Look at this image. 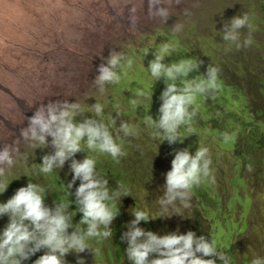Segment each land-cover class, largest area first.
<instances>
[{
  "label": "clouds",
  "instance_id": "obj_1",
  "mask_svg": "<svg viewBox=\"0 0 264 264\" xmlns=\"http://www.w3.org/2000/svg\"><path fill=\"white\" fill-rule=\"evenodd\" d=\"M171 3L172 0H147L149 16L167 24ZM181 3L182 0H175L176 5ZM261 4L264 13V3ZM252 13V16L245 12L235 14L222 28L205 34L200 52L179 55L178 45L184 47L185 43H175L176 37L171 34L164 35L168 42L159 53L142 63L129 57V53L111 50L98 66L93 83L101 94L106 85L115 92L114 101L121 112L116 113L117 117H123L125 110L129 114L118 129H114L116 119L104 122L103 115L109 114L103 103L93 104L94 117L87 110L91 116L82 120L79 118L84 112L77 102L56 100L40 104L19 132L20 138L33 148L27 147L21 157L15 142L0 147V264H24L42 249L44 254L34 264H66L65 256L70 252L79 254L87 249L94 253L89 241H98L95 248L104 249L113 237L121 234L127 244L128 264H264V156H248L235 162L245 170L246 180L241 188L237 179L235 193L229 199L204 207L203 193L201 196L196 189L202 183V188H207V181L214 183V176L218 179L232 173L230 166L212 171L220 135L225 143L233 138L228 134L226 121L234 122L237 128L257 126L264 131V87L258 92V99L233 104L226 99L228 95L219 100L204 97L218 89V66H208L204 74L197 75L202 62L208 64L214 56L233 61L242 53L244 62L253 59L264 39L251 33V25L260 18ZM183 14L190 13L184 10ZM129 23L133 28L136 26L131 13ZM182 29L181 24L173 26L175 33ZM159 39L154 38L153 45ZM259 39L257 48L252 40ZM146 40L147 37L139 43L143 57L151 53L147 45L150 42ZM171 44L175 49H169ZM233 48L235 51H231ZM171 51L173 57L167 56ZM132 60L140 69L132 66ZM132 71L134 74L130 75ZM130 86L143 99H130V104L123 101L120 92ZM208 116L211 126L218 125L220 133L184 140L196 134L192 123H202ZM181 128L189 133L183 139L185 133L179 132ZM113 129L124 137L134 136L135 130L139 138H143L142 133H151L160 146H170V153L161 155L162 149L156 144L135 149L131 145L135 137L123 151L119 136L114 139L112 135ZM130 152L134 156L130 157ZM101 154L109 158L106 167L97 170ZM81 155L83 159L78 161ZM22 158L26 160L19 164L17 161ZM145 158L150 162L145 164ZM69 172L72 175L65 184ZM136 182L142 185L133 190ZM159 191L163 194L157 201L160 213L156 218L177 215L179 227L175 222L173 228L177 232L158 235L145 231L146 223L142 226L152 218L140 210V193L149 198ZM192 194L202 198L194 205L199 208H192ZM246 196L247 206L239 207ZM189 207L192 216L183 217L180 210ZM252 207L260 218L246 222L242 236L249 238L252 233L256 236L242 241L238 250L221 247L220 227L234 213L244 220L253 217ZM203 209L206 218L205 213L200 214ZM77 218L82 228L74 227L73 220ZM202 218L205 220L201 223Z\"/></svg>",
  "mask_w": 264,
  "mask_h": 264
},
{
  "label": "rangeland",
  "instance_id": "obj_2",
  "mask_svg": "<svg viewBox=\"0 0 264 264\" xmlns=\"http://www.w3.org/2000/svg\"><path fill=\"white\" fill-rule=\"evenodd\" d=\"M261 3H264V0H182L181 4L176 5L175 0H172L168 9L170 17L165 24L159 18L149 16L147 0H0V147L15 142L21 157H24L22 156L24 150L27 147L29 149L33 147L20 138V129L27 126L28 118L33 115L40 104L46 105L56 100H67L69 103L77 102L84 112L83 116L79 118L80 120L90 117L91 114L94 117V112L91 111L92 105L103 103L104 111L106 112L108 108L109 114L103 115L104 122L114 118L116 119L114 129H118L120 122H125L129 114L125 110L123 117L121 115L117 117L116 113L121 112L119 105L114 101L115 92H111L110 85H106L105 92L101 94L93 83L98 74V66L104 62L103 58H107L111 50L121 51L124 54L129 53V57H136L142 63L145 59L159 53L168 42V37L164 35L171 34L176 37L175 43L187 45L188 52H200L206 40L205 34H213L230 21L235 14L239 15L241 12H245L249 16H252V12H254L260 17L257 22L251 25V33L264 39V29L262 28L264 13L261 10ZM184 10L190 14L185 16ZM130 13L136 20L134 28L129 23ZM174 24L183 25L182 31L173 32ZM146 37L150 42H147V45L151 53L143 57L144 51L140 49L139 43ZM154 38H160L156 45L152 43ZM252 41V44L258 48L260 39ZM168 47L172 50L175 49L173 44ZM220 49L215 52H219ZM231 51H235V49L233 48ZM167 56L173 57L172 51ZM132 62V66L140 69L136 61L132 60ZM207 65L218 66L219 78L223 80V84L234 85L241 89L245 102L253 101L254 97L255 100L258 99V92H262L264 87V43L250 61L244 62V55L239 53L233 61L231 59L224 61L219 59V56H214ZM132 74L134 71L130 73V75ZM238 88L235 89L238 91ZM137 93L138 90L130 86L125 88V91H121L120 95H122L123 101L130 104V99H143ZM207 95L211 96V100H219L222 97L220 89ZM118 97L120 98V96ZM244 99L239 97L233 104H243ZM206 120L207 117L203 118V121ZM214 126L218 128V125ZM192 128L196 134L189 135L187 130L183 129L179 131L185 133L181 139L188 135L184 140L208 135L205 134L201 122L192 123ZM227 128L229 132L236 131L233 130L236 127ZM114 129L112 135L115 139L119 133H114L116 131ZM137 132L138 130H135L134 136H119L118 142L122 143L123 151L134 137V142L131 145L135 149L143 147L144 138L149 133H142L143 138H139L136 136ZM218 132H220L219 129ZM243 132L264 133L257 126H253L250 131L244 130ZM211 134L212 136L217 135L214 132ZM228 134L230 135V133ZM204 140L205 137L202 141ZM217 143L215 156L212 158L213 172L224 166L236 165L235 162L242 160L235 156L237 147L232 140L225 143L219 137ZM155 144L162 149L161 155L168 154L170 146H160L159 141ZM208 146L212 152L213 147L211 144ZM49 150H51V146H49ZM252 152L253 156L263 157L264 145L254 147ZM129 154L130 157L134 156L133 152ZM101 157L102 162L96 163L97 170H102L98 164H103L106 167L105 163L109 158L107 154H101ZM82 159L81 155L78 161ZM22 160L26 159L22 158L17 162L22 164L24 163ZM149 162L148 158L144 159L145 164ZM70 173L65 178L66 182ZM228 176L224 174L218 179L214 176L215 182H209L213 193H216L222 201L232 193L227 182ZM141 185L142 183L136 182L133 190H138ZM196 189L198 191V187ZM162 192H155L149 198H144V193H140L142 205L140 210L146 211L152 218L148 221L151 228L144 230L152 231L158 235L177 232V229H173L175 222L177 223V215L174 214L169 219L156 218L160 213L157 201L163 194ZM200 202L199 197H194L192 194L190 202L192 208H199L194 205ZM247 202H249V198L246 196L239 203L246 205ZM209 204H211L210 201L204 203V206ZM202 211L205 213L204 209ZM180 212L183 217L192 216L190 207L181 209ZM201 212L200 214H202ZM169 215H171V209ZM132 217H130L131 220L134 219ZM236 217L239 216L234 213L219 229V239L222 237L219 244L223 248H230L234 240L240 236V228H234V222L244 219L241 216L235 219ZM205 218L200 219L199 222L202 223ZM259 218L257 213L253 218L254 221L251 220L249 223L256 222ZM224 225L233 229V233L229 235ZM245 225L244 221L241 229L245 228ZM177 227H179L178 223ZM68 231L70 233V229ZM194 233H197L196 229H194ZM255 236V233H252L249 238L245 236V240L248 241ZM88 243L97 254L87 249L79 254L70 252L65 256L66 264H77L78 260H81V264H128L125 253L121 257H109L103 253L106 248H95L96 240H91ZM240 245L241 243L237 247L239 248ZM116 246L117 240L112 238L109 248L114 249ZM122 246L126 249V242ZM35 254L24 264H34L35 260L44 254V250ZM239 264L243 263L239 262Z\"/></svg>",
  "mask_w": 264,
  "mask_h": 264
},
{
  "label": "bare ground",
  "instance_id": "obj_3",
  "mask_svg": "<svg viewBox=\"0 0 264 264\" xmlns=\"http://www.w3.org/2000/svg\"><path fill=\"white\" fill-rule=\"evenodd\" d=\"M0 19H1V17H0ZM222 84H223V80H221L220 78H218V89H220L221 93H222V87H221ZM225 86H228V85H225ZM239 90H240V92H239L240 95L238 94V98L239 97H242L244 99V96L241 94L242 93L241 89H239ZM204 97L211 98L210 95L209 96L208 95H205ZM238 98H235V100L238 99ZM244 102H245V99H244ZM225 126H226V128L229 127L230 129H233L234 127H236V125H234V122H232L230 120L226 121ZM183 129H185V128H181L179 131H182ZM217 129H219V127ZM233 130H236V131H231L230 132V136L233 137L231 140L234 142L235 146L237 147L236 154H235V156H237V158H240V159L243 160L244 158H246L248 156H253V152H252L253 148L254 147H259V145H261V144L264 145V133H244V132L242 133V131H244V130L245 131H250L251 130V127H245V128H237L236 127V129H233ZM158 141L159 140L154 139L152 137V134L149 133L144 138V143H142V144H143V147H150L151 148ZM161 158L163 159L164 157L161 156ZM98 166L102 170L105 168V166L103 164H98ZM152 167H154V166H151V169H152ZM231 167L233 169L232 170L233 173H231V175L228 176L227 182H228V185L231 188L232 193L230 195H227V199L231 198L234 195L235 190H236V185H237V179H239V184H240V187L241 188L243 187V184H245V180H246V178L244 177L245 170L241 166L233 165ZM235 169H236V171H234ZM146 171H147V169H146ZM71 175L72 174L70 173V176ZM207 184H208V187L207 188H202L203 183L201 184V186L198 187V192L201 194V196H202V193H203V198L205 200L204 203H209V201H210L211 204L218 203V201L221 202L222 200L220 199V197H218L216 193H213V189H212L211 184H209V181H207ZM65 198H67V195H64L63 196V200H65ZM140 199L138 201V204H139V207L141 208L142 205H141V200ZM199 199H200V201H202V198H199ZM245 206H247V204L244 205V203H243L239 207L242 208V207H245ZM204 207H206V206H204ZM252 210L254 212V216L253 217L248 218V219H245V220H239V221H237L235 219L240 218V216L239 217H236L234 219L235 220V222H234L235 223L234 228H240L239 229L240 236L234 240V242L232 244V249H236L237 245L239 243H242V241L245 240V236H242L244 232L241 229V227H242L244 221L245 222H251V220H253V218L255 217V215L258 213L254 209V207H252ZM79 220H80L79 218L73 220L74 227H80ZM145 223L147 225V228H151L149 222H144L142 225L144 226ZM224 227L229 232V235L231 233H233V229L228 228V225H224ZM80 228H82V227H80ZM71 231H72V229H70V232ZM122 235L123 234L118 235L117 238L116 237H113V238H115L117 240V246H116V248L112 249V248L107 247L103 251V253H105L109 257H111V256L112 257H121V256H123V253H125V251H123V250H125V248H123L122 245L125 243V241H122V239H121ZM219 235H220V233H219ZM237 250H238V247H237ZM95 254H97V253H95ZM35 255L38 256L37 254H35ZM96 258H98V256H96ZM98 259H101V258H98ZM216 264H221V262H216Z\"/></svg>",
  "mask_w": 264,
  "mask_h": 264
},
{
  "label": "trees",
  "instance_id": "obj_4",
  "mask_svg": "<svg viewBox=\"0 0 264 264\" xmlns=\"http://www.w3.org/2000/svg\"><path fill=\"white\" fill-rule=\"evenodd\" d=\"M186 47H187L186 44L184 45V47H182L181 45H178V48H179L178 54L180 55L181 52H187V48ZM198 61H200V60H198ZM207 66H208L207 63H203L202 62L201 66H200V69H199V73H197V75L204 74L205 71H206L205 69H206ZM221 87H222V93H221L222 97H221V99L224 98L225 95H228L226 97V99L228 101H230L231 103H233L235 101V98H238V94L240 95V93H239L240 90L238 89V91H237L235 88H238V87H236L234 85L225 86V85L222 84ZM201 126L204 128V131L206 132L205 134H209L211 132L219 133L218 129L215 128L214 124L211 126L210 117H208L206 121H202ZM221 137H222V135L220 136V138Z\"/></svg>",
  "mask_w": 264,
  "mask_h": 264
}]
</instances>
